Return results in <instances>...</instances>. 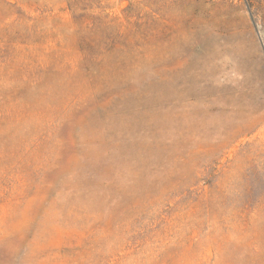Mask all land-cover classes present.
<instances>
[{
    "label": "rangeland",
    "instance_id": "1",
    "mask_svg": "<svg viewBox=\"0 0 264 264\" xmlns=\"http://www.w3.org/2000/svg\"><path fill=\"white\" fill-rule=\"evenodd\" d=\"M0 264H264V0H0Z\"/></svg>",
    "mask_w": 264,
    "mask_h": 264
}]
</instances>
